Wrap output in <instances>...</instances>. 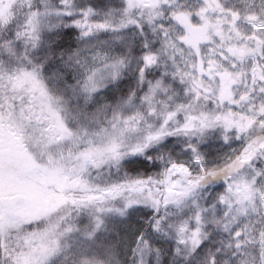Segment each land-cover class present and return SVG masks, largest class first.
<instances>
[{
  "label": "snow or ice",
  "instance_id": "6c2138e0",
  "mask_svg": "<svg viewBox=\"0 0 264 264\" xmlns=\"http://www.w3.org/2000/svg\"><path fill=\"white\" fill-rule=\"evenodd\" d=\"M0 264H264V0H0Z\"/></svg>",
  "mask_w": 264,
  "mask_h": 264
}]
</instances>
